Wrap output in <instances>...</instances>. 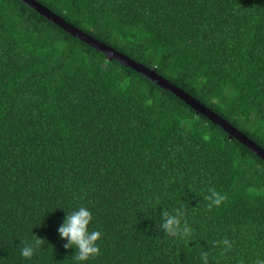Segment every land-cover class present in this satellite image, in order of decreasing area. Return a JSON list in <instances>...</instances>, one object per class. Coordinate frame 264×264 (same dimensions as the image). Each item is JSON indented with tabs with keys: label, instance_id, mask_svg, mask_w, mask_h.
<instances>
[{
	"label": "trees",
	"instance_id": "trees-1",
	"mask_svg": "<svg viewBox=\"0 0 264 264\" xmlns=\"http://www.w3.org/2000/svg\"><path fill=\"white\" fill-rule=\"evenodd\" d=\"M35 1L264 151V0ZM210 188L226 196L211 210ZM79 207L101 233L87 261L58 232ZM177 208L187 239L160 228ZM35 236L44 244L23 257ZM203 252L208 264L264 260V161L142 75L0 0V264H203Z\"/></svg>",
	"mask_w": 264,
	"mask_h": 264
},
{
	"label": "clouds",
	"instance_id": "clouds-1",
	"mask_svg": "<svg viewBox=\"0 0 264 264\" xmlns=\"http://www.w3.org/2000/svg\"><path fill=\"white\" fill-rule=\"evenodd\" d=\"M208 192L209 194L205 199L209 201V210L214 205L219 206L226 200V196L221 195L214 188H210ZM183 216L184 211L181 208L175 209L173 213L163 211V223L160 225V228L168 236L187 239L191 235L192 229L186 220L182 223ZM92 218V213L86 207H79L78 210L66 215L63 224L58 229L60 238L67 240V243L63 247L65 249L73 247L77 249L74 256L77 261H87L100 254L97 241L101 238V233L95 230L89 231L88 227ZM44 242V239L35 236L32 243H25V246L21 249V255L25 258H31L35 250L44 244ZM217 243H222L225 246V252L232 247L231 242L227 239ZM223 254L222 252L221 255ZM201 259L203 260V264H208V253L203 252ZM254 264H264V260L258 259Z\"/></svg>",
	"mask_w": 264,
	"mask_h": 264
},
{
	"label": "water",
	"instance_id": "water-1",
	"mask_svg": "<svg viewBox=\"0 0 264 264\" xmlns=\"http://www.w3.org/2000/svg\"><path fill=\"white\" fill-rule=\"evenodd\" d=\"M26 7L35 11L44 19L52 22L65 33L84 42L88 46L94 48L95 50L101 52L108 60H115L124 67H127L136 73L142 75L152 83L159 86L166 92H169L176 96L180 101L189 106L196 114L202 115L208 120H210L214 125L218 126L222 131H224L229 139H234L242 144L246 149L264 161V151L257 146L254 142L249 140L245 135L227 123L224 119L213 113L210 109L202 105L200 102L192 98L189 94L183 92L181 89L177 88L175 85L165 80L164 78L158 76L153 70H148L142 65L136 63L135 61L129 59L125 55L113 50L107 45L98 42L72 25L66 23L61 18L57 17L51 13L48 9L43 7L41 4L35 0H19Z\"/></svg>",
	"mask_w": 264,
	"mask_h": 264
}]
</instances>
